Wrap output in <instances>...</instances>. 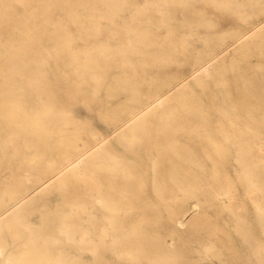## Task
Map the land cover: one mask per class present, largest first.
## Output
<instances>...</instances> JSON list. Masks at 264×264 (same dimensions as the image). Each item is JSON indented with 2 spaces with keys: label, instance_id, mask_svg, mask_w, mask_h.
I'll return each mask as SVG.
<instances>
[{
  "label": "bare ground",
  "instance_id": "6f19581e",
  "mask_svg": "<svg viewBox=\"0 0 264 264\" xmlns=\"http://www.w3.org/2000/svg\"><path fill=\"white\" fill-rule=\"evenodd\" d=\"M93 1L115 5L117 0H42L40 11L30 10V3L27 1L25 8L29 16H9L14 30L0 31V152L13 146L18 136L24 135L25 148L31 150L33 155L24 158L22 163L35 168L46 165L43 169L44 178L34 181L29 188L31 192L47 182L43 189L55 182L60 188H68L61 194L64 205L72 204L75 198L86 196L94 204L102 206L99 214L97 209L87 210L79 203H74L76 213L89 215L87 227H81L80 231L86 236L85 247L92 253L91 264L103 263L105 252H114L118 257L130 260H146L158 264H174L181 261L171 252L164 240L156 243L153 241L155 236L150 226L152 222L149 221L152 216L165 213L175 228L185 222L174 209L162 211L144 208L152 204L142 189L149 180L155 193H160L168 187L175 202L186 204L196 212L198 208H205L213 213L221 204L222 210L233 218L232 226L240 233L246 247L253 250L263 247L264 242L252 238L251 227L243 221L244 219L234 214L235 182L227 171L229 158L232 157L241 169L240 181L245 188L244 194L251 201L249 202L264 233V169L256 176L258 172L253 169V161L246 159L252 152L248 143L250 138L264 136V108L262 110L258 105L261 103L260 105L264 106V66L252 62L253 57L264 56L262 37L257 33L234 36L232 40L227 36L221 39L204 38L195 30H190L188 35L197 37L203 44L201 49H197L192 47V40L185 36L181 25L178 26V19L169 11L163 8L155 10L161 14L156 23L157 27H165L167 30L166 34H158L150 30V26L154 24L153 18L148 15L141 17L146 13L144 10H135L126 17L121 13L124 10L121 6L120 9L114 7V10L109 11L107 18L110 22L119 23L121 31L127 35V45L122 49L113 50L105 45L75 51L72 49L70 36L63 37L57 31L49 35V39H61L55 48L59 60H70L73 63L83 59V64L75 66L74 69L80 71L82 80L79 84L90 79L94 86L100 85L102 75L97 73L100 68L98 61H105L106 69L112 66L123 68L128 65L124 55L126 52L140 59L142 69L161 61V54L167 51L178 52L183 60L194 59L190 76L202 88L199 96L193 98L187 94L186 90L191 86L186 81L187 78H179L176 81H151L149 84L154 90L147 96L146 103L143 106L126 107L125 116L121 117L115 126V131L120 130L123 138L132 141L139 130V123L150 119V125L140 144L145 157L151 163L142 166L118 160L110 152H104L99 145L103 140L100 137L95 138L93 145L86 143L82 147L55 141L53 134L56 131L47 123V116L53 113V109L45 106L31 110L25 101L26 91L33 89L38 92L44 84L50 83L49 78L52 77L45 72L42 66L44 64L41 65L37 61L35 54L32 55V52L36 53V31L28 26L31 22L28 17H40L44 22H50V12L54 8H60L65 10L74 22L82 24L84 20L81 11L90 9ZM219 6L240 13V18L254 24L253 28L264 22V4L261 0H219ZM245 6L259 7V11L248 16L245 10L240 9ZM94 12H88L86 16L89 22L98 24L99 15ZM31 23H34L33 20ZM95 30L97 34L98 27ZM18 33L24 35L27 45L16 42L15 35ZM211 41H215V47L209 46ZM227 50H232L236 56L231 65L240 97L244 100L256 98L257 103L249 102L239 108L233 105L232 91L224 78L222 56ZM158 54L160 56L156 57ZM130 68L135 70L137 67ZM248 74L260 78V89L247 78ZM53 78L58 79L59 76L55 74ZM140 81L136 77L118 78L114 89L132 92ZM64 86L65 92L55 97L54 102L61 103L73 99L75 93L72 92V86L77 88L79 85ZM76 90L78 92L79 89ZM129 100L140 105L142 103L135 94ZM172 102H178L182 107L175 109L171 105ZM130 153L138 154L134 147H130ZM54 155L59 157V161ZM231 166L234 170L237 167ZM149 170L152 173L150 177L147 176ZM165 177H168V181ZM20 186L11 185L6 195H0V261L3 264H70V257L68 258L57 234L65 233L67 239L73 241L71 238L77 229L69 225L68 218L60 209L42 211L41 224L37 227L27 222L25 214L20 212H32L35 207L24 203V199L31 192L27 193L29 189L23 190ZM128 190L134 191L131 197H137L138 203L123 200V194ZM165 196L160 195L161 198ZM16 205L18 207L15 211L1 217ZM142 219H148V222L143 224ZM207 249H210V245Z\"/></svg>",
  "mask_w": 264,
  "mask_h": 264
},
{
  "label": "rangeland",
  "instance_id": "374dc122",
  "mask_svg": "<svg viewBox=\"0 0 264 264\" xmlns=\"http://www.w3.org/2000/svg\"><path fill=\"white\" fill-rule=\"evenodd\" d=\"M27 1L30 3V10H42V0H0V31L14 30H12L14 24L9 22L10 15H30L25 8ZM261 1L262 4H264V0ZM93 2L90 4V9L81 11L84 20L82 24L74 22L68 16L67 12L60 8H54L50 12V22H44L40 17H28L29 21L32 22L33 20L34 22L28 23V26L36 31L34 46L36 53L32 52V55L35 54V58L38 59L37 61L41 63V65L44 64L42 66L45 72L52 77L49 78L50 83L44 84L38 92L33 89L31 91L28 90L29 93L26 91L25 101H27L26 103L31 110L37 108L42 109L45 106L53 109V113L47 116V123L50 128L56 131L53 134V139L55 141H64L70 143L72 146L82 147L86 143L93 145L95 143V138L100 137L103 138V140L99 145L102 146L104 152H110L118 160L134 162L142 166L151 163V161L145 157L140 144L142 143L143 135L147 132V127L150 125V119L139 123L137 127L139 130L132 141L123 138L120 135V130L115 131V126L118 120L125 116L126 107L143 106V104L146 103L147 96L154 90L153 86L151 87L149 84L151 81H176L179 78H187L186 81L191 84L186 90L187 94L192 95L193 98L199 96L202 88L198 86L194 78L190 76L194 59L189 58L188 60H183V57L178 54V52L167 51L161 54L163 58L160 59L161 61L156 62L154 65H147L145 69H142L140 59L132 53L126 52L124 55H126L125 58L128 60V65L123 68L112 66L106 69V62L98 61L100 68L97 70V73L102 75L100 85L94 86L93 81L88 78L86 82L79 84L82 80L79 76L80 71L74 69L75 66L83 64V59L73 63L70 60H59L56 57L55 48L58 46L61 39H49V35L57 31V33L60 32L63 37L70 36L72 49L75 51H82L87 48L95 49L105 45L113 50L122 49L127 45V35L123 34L119 23L110 22L107 18L109 11L111 12L114 10V7L120 9L119 6H121V8L124 9L121 13L126 17H129L135 10H144L146 13L142 14L141 17L145 15L151 16L154 24L150 26V30L152 33L158 34H166L167 30L165 27H157L156 23L161 14L155 10L157 8H163L169 11L172 16L178 19V26L181 25L185 32V36L192 40V47L197 49H201L203 44L197 37H190V35H188L190 30H195L204 38L216 37V39H221V37L227 36L231 40L234 36L258 33L264 40V22L256 28H253L254 24L240 18V13L233 9L229 10L220 7L219 0H117L115 5L101 1ZM240 9L245 10L248 16L259 11V7L252 8L245 6ZM129 10L132 11L130 12ZM92 11H95L94 13L97 16L99 15V26L97 23L95 24L88 21V16L86 15L88 12ZM96 27L99 29L97 34L95 33ZM15 36L17 37L16 42L27 45L26 38L23 34L18 33ZM209 46L215 47V41H211ZM157 56L159 57L160 55L158 54L156 57ZM222 57L224 58L225 67L224 78L227 82V86L230 87L232 91V97L234 99L233 105L239 108L249 102L257 103L255 100L256 98L244 100L240 97L241 94L238 93L240 90L235 84V74L231 65L232 61L235 60V53H233L232 50H227L223 53ZM252 62L260 63L264 66V56H255L252 58ZM130 66H135L137 68L134 70L130 68ZM55 74L59 76L58 79L53 78ZM126 76L131 78L136 77L141 80L136 85V90L131 92L126 89H120L118 91L114 89L115 81L118 78L120 79ZM247 78L253 85H256L258 89L261 88V85H259V77L254 78V76L248 74ZM65 84L79 85L77 87L79 89L78 92L76 90L77 88L72 86V92L75 93L73 99L61 103L54 102L55 97L65 92ZM133 94L138 96L142 101L141 105L136 101L130 102L129 98ZM260 104L261 103L258 104L259 108L263 110L264 106ZM171 105L175 107V109H180V107H182L178 102H172ZM239 122L242 121L239 120ZM57 129L60 130L58 131ZM2 134H4V132H2ZM25 142V136L20 135L16 138L14 142L15 145L13 144L10 148L7 147L4 151L0 152V159L2 158L0 161V195H6V191L11 188V185L16 187L21 185L20 188L26 190L33 185L35 180L44 178L43 169L46 165H43L44 167L42 166L41 168H35L22 163L24 158L33 155L31 150L25 148ZM248 143L252 148V152L246 159L250 162L253 161V169L258 172L256 174V176H258L264 169V136L258 138L252 137ZM16 145L17 147H15ZM130 147L136 148L138 154L132 155L130 153ZM55 159L59 161V157L55 156ZM233 160L232 157L229 158L227 171L228 175L232 177L235 182L234 189L236 191V200L233 204L234 214L241 217L242 220L244 219L243 221L251 227L250 232L253 239L264 242V233L260 229V221L250 203L251 201L244 194L245 188L240 181L241 169ZM231 165H236V169L234 170ZM151 175L152 173L149 170L147 176L150 177ZM165 179L168 181V177H165ZM53 183L46 189L42 188L46 184L36 189L37 191L34 190L31 192L29 189L27 193H31L24 199V203H26V205L28 204V206L32 205L35 209L32 212L23 210L20 213L25 214L27 222L37 227L41 224L42 211L62 210L68 218L69 225L77 229L71 238L73 241L67 239L65 233L59 232L57 234L62 246L66 250L68 258L70 257V264H91L92 253L85 247L84 243L86 236L82 233L83 231H80L81 227H87L89 215L87 213H76L74 203H79L86 207L87 210L97 209L99 214L101 213L102 206L94 204V202L86 196L75 198L72 204L64 205L62 203L61 194L67 191L68 188L67 186L60 188L57 186V183ZM142 189L146 192L148 200L152 202V204L146 205L144 207L145 209H159L162 211L174 209L182 219H184L185 225H179L176 228L170 224L169 218L165 213L152 216V218L149 219V221L152 222L150 225L154 233L152 234L155 236V238H150H153L155 243L159 240H164L166 242L171 252L181 260L174 264H264V246L258 250L247 248L244 241H242L240 233L235 231L233 227V218L222 210L221 204H219V207H217L213 213H210L205 208H198L196 212L190 209L186 204L179 201L175 202L174 195H170V189H168V187L162 189L160 193H155L153 191L152 182L149 180ZM132 193H134L133 190H128L127 193L123 194V200L125 202L131 201L134 204L138 203L139 200L137 197H131ZM161 194H165V198H161ZM17 207L18 205L12 207L10 209L11 211L9 210L7 214L5 213L1 217H5L12 211H15ZM188 213L190 214L188 215ZM31 219L33 220L32 222ZM141 222L144 224L148 222V219H142ZM209 245L210 249H207ZM169 253L170 252H168V254ZM1 257L2 254L0 253V259ZM103 258L104 262L101 264H158L146 260L135 261L124 257H118L114 252H105ZM0 264L3 263L0 261Z\"/></svg>",
  "mask_w": 264,
  "mask_h": 264
}]
</instances>
